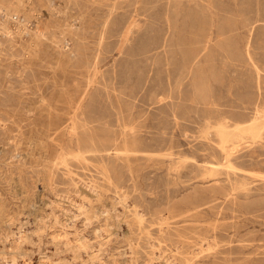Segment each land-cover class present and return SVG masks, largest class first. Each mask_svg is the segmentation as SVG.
Wrapping results in <instances>:
<instances>
[{"label":"rangeland","instance_id":"rangeland-1","mask_svg":"<svg viewBox=\"0 0 264 264\" xmlns=\"http://www.w3.org/2000/svg\"><path fill=\"white\" fill-rule=\"evenodd\" d=\"M19 2L0 264H264V0Z\"/></svg>","mask_w":264,"mask_h":264},{"label":"bare ground","instance_id":"bare-ground-1","mask_svg":"<svg viewBox=\"0 0 264 264\" xmlns=\"http://www.w3.org/2000/svg\"><path fill=\"white\" fill-rule=\"evenodd\" d=\"M18 2H19V0H18ZM19 3H21V2H19ZM18 3V4H19ZM11 10V9H10ZM13 11V10H12ZM17 11V10H16ZM3 13V12H2ZM9 15V14H8ZM1 27V26H0ZM4 27V26H3ZM6 36V35H5ZM10 37H11V35H10ZM257 119V117H253V118H250V120L249 121H247V122H245L244 124H247V123H249V122H251V121H254V120H256ZM238 125H242V124H238ZM237 126V125H236ZM66 130H68V129H66ZM73 130V129H72ZM77 136V135H76ZM72 137V136H71ZM70 140V139H69ZM79 141V140H78ZM81 142V141H80ZM79 142V143H80ZM78 143V144H79ZM81 145V144H80ZM77 146V145H76ZM217 154V153H216ZM78 155H80V154H78ZM77 155V156H78ZM215 155V154H214ZM79 157V156H78ZM171 158V157H170ZM211 159V158H210ZM61 163V162H60ZM198 163V162H197ZM215 164H216V162H215ZM224 164V163H223ZM210 166V165H209ZM219 166V165H218ZM57 168V167H56ZM216 168V167H215ZM218 168V167H217ZM209 171V170H208ZM213 171V170H212ZM215 171V170H214ZM207 175H209V174H207ZM238 176V175H237ZM231 178V177H230ZM215 179V178H214ZM233 181V180H232ZM236 181V180H235ZM239 181V180H238ZM238 185H240V184H238ZM242 185V184H241ZM235 186V185H234ZM246 186V185H245ZM230 187V186H229ZM239 187V186H238ZM87 190V189H86ZM247 191V190H246ZM122 192V191H121ZM225 193H226V191H225ZM229 193V192H228ZM232 193V192H231ZM219 194V193H218ZM216 195V194H215ZM221 195V194H220ZM229 197V196H228ZM27 198V197H26ZM83 198V197H82ZM227 198V197H226ZM228 199V198H227ZM86 201V200H85ZM120 202V201H119ZM121 204V203H120ZM234 204V203H233ZM65 206V205H64ZM87 206V205H86ZM78 209V208H77ZM127 212V211H126ZM142 213V212H141ZM80 214V213H79ZM96 216V215H95ZM140 216V215H139ZM140 218H142V217H140ZM139 218V219H140ZM56 220V219H55ZM119 221V220H118ZM125 223V222H124ZM62 226V225H61ZM156 228V227H155ZM42 233V232H41ZM215 233V232H214ZM79 236V235H78ZM66 238V237H65ZM219 238V237H218ZM66 240V239H65ZM99 240V239H98ZM142 240V239H141ZM70 242V241H69ZM191 242V241H190ZM213 242V241H212ZM215 242V241H214ZM213 242V243H214ZM82 243V242H81ZM153 243V242H152ZM50 244V243H49ZM197 245V244H196ZM253 245V244H252ZM190 246V245H189ZM189 246H187V247H189ZM198 246V245H197ZM211 246V245H210ZM250 246V245H249ZM201 247V246H200ZM255 247V246H254ZM261 247V246H260ZM47 248V247H46ZM71 248V247H70ZM74 248V247H73ZM72 248V249H73ZM78 248V247H77ZM211 248V247H210ZM75 249V248H74ZM86 249V248H85ZM84 249V250H85ZM93 249V248H92ZM201 249H203V246H202V248ZM233 250V249H232ZM259 250V249H258ZM257 250V251H258ZM91 251V250H90ZM243 251V250H242ZM245 251V250H244ZM255 251H256V249H255ZM205 252V251H204ZM215 253V252H214ZM252 253V252H251ZM80 254V253H79ZM175 254V253H174ZM189 254V253H188ZM245 254V253H244ZM243 255V254H242ZM252 255V254H251ZM23 256V255H22ZM157 256H158V254H157ZM60 257V256H59ZM130 257V256H129ZM173 257V256H172ZM187 259V258H186ZM190 259H193V257L192 258H190ZM246 259H247V257H246ZM249 259V258H248ZM258 259V258H257ZM78 262V261H77ZM193 262H194V260H193ZM259 262V261H258ZM193 264H195V263H193ZM256 264V263H255ZM260 264V263H259Z\"/></svg>","mask_w":264,"mask_h":264}]
</instances>
